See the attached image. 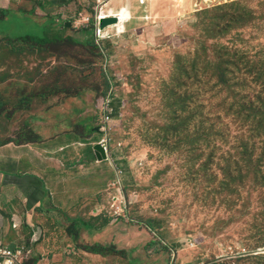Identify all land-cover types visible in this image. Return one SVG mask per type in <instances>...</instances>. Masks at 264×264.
<instances>
[{
	"label": "rangeland",
	"instance_id": "374dc122",
	"mask_svg": "<svg viewBox=\"0 0 264 264\" xmlns=\"http://www.w3.org/2000/svg\"><path fill=\"white\" fill-rule=\"evenodd\" d=\"M107 1L76 0L58 21L34 0H0L5 130L40 103L54 120L71 112L118 175L68 234L13 232L0 254L19 239L33 245L23 264H264V134L239 125L264 120V0ZM98 16L120 20L99 30ZM51 127L42 136L63 129Z\"/></svg>",
	"mask_w": 264,
	"mask_h": 264
},
{
	"label": "crops",
	"instance_id": "0c3cea01",
	"mask_svg": "<svg viewBox=\"0 0 264 264\" xmlns=\"http://www.w3.org/2000/svg\"><path fill=\"white\" fill-rule=\"evenodd\" d=\"M75 1L34 0L39 9L46 10L50 15L48 17L58 21L68 17ZM78 1L82 3V0ZM93 1L102 3L105 0ZM107 2L121 4L125 0ZM36 108V110H28L35 116L31 114L25 120L22 109L19 113L15 112L12 131H6L9 125L2 118L0 120V239L2 241L6 239L7 234L13 232L23 239L21 230L32 232L39 229L37 227H46V231L47 227H52L50 229L53 232L65 229L64 233L68 234V227L73 226L77 221L82 223V201H96L111 183L118 179L116 170H112L107 162L98 161L94 152L95 144L83 143L84 137L77 132L76 122L72 123L71 112H68L69 116L63 118L61 122L60 119L54 120L50 117V113L45 110L47 109L45 104L40 103ZM60 123L62 130L55 131L52 137L42 136L44 135L42 129L51 126L54 128ZM28 125L42 137L37 141L24 138L23 130ZM87 149L88 154H86ZM106 169L109 170L106 172ZM74 216L77 218L72 219ZM44 228L41 230L43 231ZM93 231L98 233L95 227ZM45 237L49 238L53 246L59 242L67 245V241L70 246L72 239L77 242L72 236H68V240H60L55 234L48 233ZM94 239L96 241L97 236ZM10 244H16L15 249L21 246L19 239L11 241ZM32 246L30 244L31 251Z\"/></svg>",
	"mask_w": 264,
	"mask_h": 264
},
{
	"label": "trees",
	"instance_id": "16d2710c",
	"mask_svg": "<svg viewBox=\"0 0 264 264\" xmlns=\"http://www.w3.org/2000/svg\"><path fill=\"white\" fill-rule=\"evenodd\" d=\"M5 13L7 14L8 12H5ZM3 16H5V14L0 15V20L3 19ZM68 39L69 40H73L72 38H68ZM18 40L24 41V42L29 41V42H32V43H37V41L34 38L29 37V36L28 37H22V38H20ZM66 41H68V40H66ZM52 43H53L52 40H50L47 43H43V44L37 43V44H40V45H43V46H47V45L52 44ZM188 77H189V73H185V78H188ZM220 77H221V81H222L221 83H226L225 74L222 73ZM185 85H186V82L182 84V86H185ZM240 87H243V86H240ZM186 101H187V98L184 99V102H186ZM238 108L242 109L240 111V113H239V115H240L241 113H243L246 110L250 111L252 109V106L251 105L250 106L239 105ZM3 110H4V108L2 106H0V114H1V112ZM239 125L241 127L240 130H244L245 133L250 134L252 136V138H255L256 136L264 134V120H259V121L256 122L255 120L251 121L249 118H246L243 121H241L239 123ZM245 126H247L248 129H245L246 128ZM243 138H244V135L239 137L240 140H243ZM106 249H108V248H106V246L98 245V246H95V247L93 246L91 248V250H88V251L89 252H94V253H97V254H101Z\"/></svg>",
	"mask_w": 264,
	"mask_h": 264
},
{
	"label": "water",
	"instance_id": "95a60500",
	"mask_svg": "<svg viewBox=\"0 0 264 264\" xmlns=\"http://www.w3.org/2000/svg\"><path fill=\"white\" fill-rule=\"evenodd\" d=\"M119 20L120 19L116 16L103 17L100 21L99 27H100V29L104 30L108 26L118 23ZM71 26H72V22H68L67 27H71ZM94 152H95V155H96V157L100 163L110 161V156H109L106 148L102 145V143H98L94 146ZM15 248H16V244L11 245L12 250H15Z\"/></svg>",
	"mask_w": 264,
	"mask_h": 264
},
{
	"label": "built area",
	"instance_id": "2783aa9c",
	"mask_svg": "<svg viewBox=\"0 0 264 264\" xmlns=\"http://www.w3.org/2000/svg\"><path fill=\"white\" fill-rule=\"evenodd\" d=\"M103 17H97V20L99 22L98 24V28L100 30V21ZM85 21V20H84ZM85 23V22H84ZM110 118H108L109 120ZM102 145L106 148L108 154L110 152L109 147L107 146V144L105 142H102ZM2 254H0V257H5V260L8 262V264H23L25 259L28 258L29 253L27 251L26 248H18L15 250H12L10 247H7L6 249H4L3 251H1Z\"/></svg>",
	"mask_w": 264,
	"mask_h": 264
}]
</instances>
